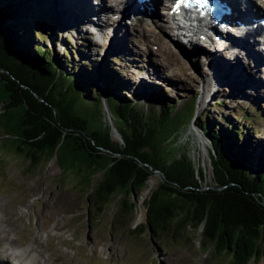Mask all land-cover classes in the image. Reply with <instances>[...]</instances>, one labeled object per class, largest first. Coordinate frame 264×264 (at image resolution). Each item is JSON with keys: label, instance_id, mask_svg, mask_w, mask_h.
Returning <instances> with one entry per match:
<instances>
[{"label": "trees", "instance_id": "obj_1", "mask_svg": "<svg viewBox=\"0 0 264 264\" xmlns=\"http://www.w3.org/2000/svg\"><path fill=\"white\" fill-rule=\"evenodd\" d=\"M23 2L0 0V69L29 88L21 90L29 105L36 102V107L29 106L36 115L21 108L4 119L6 125L12 123L9 129L19 137L18 154L36 166L42 156L56 153L63 177L89 189L88 201L97 214L117 195L121 196V215L132 213L135 204L130 195L145 184L150 172L140 163H147L164 178L144 201V225L132 233L146 228L152 236L160 237L172 227L173 233L179 234L202 226L199 248L203 252L210 249L218 264H256L264 258V211L258 207L264 204V146L257 133L245 130L240 120L230 115L213 117L210 107L200 116L197 97L174 112L173 100L165 97L158 101L157 97L166 95L157 94L160 87L149 81L128 87L122 71L108 60L100 62L85 54L70 59L73 50L77 53L70 39L66 37L62 54L55 49L57 23L52 52L38 41L41 38L35 26L40 22L30 17L36 5ZM49 31L45 29L47 34ZM30 90L47 104L38 103ZM6 91L4 95L14 104L20 100L19 93ZM105 109L119 124L122 145L111 140L109 123L100 122L98 116ZM236 111L237 118L245 122L256 116L255 109L247 106L238 105ZM49 119L72 133L61 140L59 128L48 124ZM193 122L210 143L214 182L219 186L227 181L235 184L222 193L196 190L204 178L200 161L181 153L183 147L177 144L179 133ZM100 170L101 180L91 187V176ZM189 186L193 189H184Z\"/></svg>", "mask_w": 264, "mask_h": 264}, {"label": "rangeland", "instance_id": "obj_2", "mask_svg": "<svg viewBox=\"0 0 264 264\" xmlns=\"http://www.w3.org/2000/svg\"><path fill=\"white\" fill-rule=\"evenodd\" d=\"M23 1L31 7L36 5V12L30 17H36L40 22L39 27L35 26L40 33L41 40L38 41L52 52L55 48L53 37L58 33L57 51L63 53L66 37L76 48L77 53L73 50L70 59L71 56L85 54L100 62L108 60L116 70L122 71L130 88L148 81L156 84L160 87L156 90L157 94H166L162 98L157 97L158 101L165 97L173 100L174 112L197 97L196 110L200 116H204L208 107L213 117L230 115L240 120L245 130L256 132L264 146V65L261 66L260 62L252 64L240 50L231 46L232 42L228 39L226 44H219L217 31L213 30L215 36L210 34V41L206 42L214 50L212 63L208 48L202 51L188 44L191 41L179 42L176 37L173 40L165 21L164 26L161 22L150 23L145 15L134 19L130 14L127 18V13L126 16L122 13L125 9H117L115 11L118 12L112 14L100 7L96 9L97 3L92 4L91 11L79 10L77 15L80 16H77L68 5V9H63L60 4L65 3L63 0ZM110 3L106 1L105 5L113 8ZM80 5L82 8L88 6ZM101 10L108 17L99 15ZM154 14L152 16H158V9ZM137 19L138 22L135 21ZM55 23L60 26L56 33ZM94 27L98 28L97 33ZM45 29L48 32L51 30V33L47 34ZM245 36L249 40L251 35ZM26 45L29 47L31 44L27 42ZM241 46L247 50L244 45ZM249 48L252 52L253 48ZM251 52L252 57L248 55L252 59L257 57L259 61L258 56ZM197 54L203 55L205 61H200ZM211 77L217 80H211ZM203 89L209 94L203 95ZM139 100L142 104L143 96ZM238 105L254 108V119L245 122L241 117L237 118ZM106 110L105 114L102 112L98 116L102 123L108 122ZM112 122L118 127V122ZM1 134L0 131V228L5 226L8 229L7 240L14 237L20 246H38L46 264H218V260L209 254L210 249L203 252L199 248L200 227L187 228L179 234L173 233L172 227L160 237L152 236L146 228L132 233V229L145 223L143 201L153 188L148 183L138 197H131V202L135 204L131 214L121 215L119 196L111 198L104 210L97 214L88 201L89 189L75 186L73 178H64L54 158L45 157L39 165L32 166L25 158L1 144ZM177 140V144L183 147L181 153L195 162L200 161L205 173L202 185H214L210 143L197 130L195 123L184 127ZM186 141L189 143L184 145ZM153 178L156 183L157 176ZM99 179L100 175L96 174L91 187ZM5 210L11 212L8 221H3ZM256 264H264V258Z\"/></svg>", "mask_w": 264, "mask_h": 264}, {"label": "bare ground", "instance_id": "obj_3", "mask_svg": "<svg viewBox=\"0 0 264 264\" xmlns=\"http://www.w3.org/2000/svg\"><path fill=\"white\" fill-rule=\"evenodd\" d=\"M227 4L231 5L232 7V13L229 16H223L221 18L220 22H224V25H220L219 23H213L212 20H204L196 18V19H187L184 16L180 17L178 15V17L176 18V14L174 15H166L167 18H163L164 16V9L163 7H165L164 2H160L159 0H150V5L148 2H141L138 3L136 0H129V5H131V9L135 8L136 11H140L139 14L143 13L142 15H145L147 10H145L147 6H149V13L145 15V18H147V20L150 23H156L158 24V22L164 24V21L166 23H168L169 26L172 25V23L170 24L169 22L173 21L174 25L171 26V29H169V31L171 32L172 35H174L177 40L179 42H188V44H191L192 46H196V48H199L200 50L204 51L205 48L209 49V54H210V62H212V54L214 53L212 50V48L210 46H207L206 42L205 43H201L200 39H201V34H202V30H204L205 28H214V30H216L219 34V44H226L227 39L228 41H231V46L234 47L235 49H238L241 51L242 55L247 58L252 64L257 63L262 64L261 66L264 65V34L260 33L259 35L256 34V30H258V28L261 29V27L259 26V21H258V16L262 15V12L258 9H256L253 5H251L247 0H245L244 4L242 3L243 0H225ZM63 2L65 3H60L63 6V9H68L66 7V5H68L70 7L69 10L73 11L72 13L74 15H77V13H79L80 11H91L93 10L92 4H96L97 6L95 7L96 9H98V7H100V9L102 8V10L104 11L105 9L112 13V14H116L118 11L114 9V7H116L117 5H120L121 3H115V4H110L109 6L113 7V8H109L107 5H105V0H67V2L65 0H63ZM170 1H168V3H170ZM114 3V2H113ZM172 3V2H171ZM80 4H84V5H88V6H84L82 8V6ZM147 5V6H146ZM106 6V8H105ZM259 8L262 9L261 6H259ZM84 9V10H82ZM156 9H158V16H152ZM163 9V10H161ZM80 10V11H79ZM101 10V12H99V15H104V17H108L107 14H105L103 11ZM145 10V11H144ZM135 11V12H136ZM160 13L163 15L160 16ZM135 15V14H134ZM155 15V14H154ZM77 16H80L77 15ZM103 16H100V18ZM103 17V18H104ZM134 19L138 18L137 15L133 16ZM127 18H129V15H127ZM102 19V18H101ZM100 20V19H99ZM135 21H139L138 19ZM167 26V28L169 27ZM102 27V26H101ZM100 28V27H99ZM89 29H92V27H90ZM98 28L94 27V32L97 33ZM100 31V30H99ZM152 32V31H151ZM250 34V39H246L248 38V36H245ZM154 37V36H153ZM253 37V38H251ZM200 42V43H199ZM251 46V49L249 48V46ZM241 45H244V48L246 49H242ZM187 47V46H186ZM220 47V46H219ZM216 46V48H219ZM168 48V47H166ZM167 50V49H166ZM170 50V49H169ZM221 51V52H225ZM220 52V54H221ZM248 52V53H246ZM250 52L252 54H254L255 56H258L259 61H257V57L255 58H251L252 55L250 54ZM170 54V53H169ZM250 54L251 57L248 55ZM230 55V54H229ZM198 59H200V61L203 59L205 61V58H203V55L197 54ZM223 57L225 58L226 56ZM228 58V57H227ZM229 60V59H227ZM230 62V60H229ZM213 63V62H212ZM248 63V62H247ZM257 64V65H258ZM210 66H212V64H210ZM256 66V64L254 65ZM256 67H260V66H256ZM261 68V67H260ZM214 70V68H213ZM217 80L216 77H211V80ZM203 95L205 94H209L207 93L208 90H202ZM204 98V97H203ZM202 102V101H201ZM154 183V179L150 178L149 179V184L152 185ZM10 214L11 212L8 210H5L4 212V220L3 221H8L10 218ZM8 233V229L3 226L0 228V264H46L42 259V250L38 248V246L34 247V244L28 245V246H23V245H19L16 244L17 241L15 240V238L13 237V240H7L6 239V235Z\"/></svg>", "mask_w": 264, "mask_h": 264}, {"label": "water", "instance_id": "obj_4", "mask_svg": "<svg viewBox=\"0 0 264 264\" xmlns=\"http://www.w3.org/2000/svg\"><path fill=\"white\" fill-rule=\"evenodd\" d=\"M178 48V47H177ZM179 49V48H178ZM168 51L169 52H171L170 50H169V47H168ZM180 51V50H179ZM180 53H181V55H182V52L180 51ZM1 84H4L5 86H7L8 88L6 89V90H8L9 91V93H11V94H15V92L16 93H19L20 94V100H18V102H17V100L15 101L16 103L14 104L13 103V101L11 100V98H9V96H5L4 95V93H5V89L4 88H1L0 87V131L2 132V134L1 135H3V139H2V142H1V144H4V147L5 148H7V149H9V150H11V151H13L15 154H17V156H20V157H23V158H25L24 156H22V155H19L18 154V152H17V145H19L18 144V139H19V137H18V135H16V133L15 132H13V131H10V125H12V123H7V125L5 124V118H6V116L9 114V115H11V114H13L14 116L17 114V113H19L20 111H21V108H23V109H25L26 111H28L29 113H35V115H36V112L35 111H32V110H30V108H29V106H35L36 107V102H35V104L34 105H29L28 103H27V101H26V99H25V97L22 95V92H21V90H27V89H29V88H27L25 85H23V83L21 84L18 80H16L12 75H9L8 73H6L5 71H3V70H1L0 69V86H1ZM7 92V91H6ZM30 93H31V95L34 97V98H36V100H37V102L38 103H41L42 105H46L47 103L41 98V97H39L35 92H33V91H31L30 90ZM47 107V106H46ZM197 107V106H196ZM197 109V108H196ZM107 111V116H108V123L110 124V136H111V140L113 141V142H115V143H118V144H120V145H122L123 144V139H122V136H121V134H120V132H119V130H118V127H116L114 124H113V122L112 121H114L113 119H112V117H111V115H110V112H109V110H106ZM54 114H55V112H54ZM3 116V117H2ZM15 118V117H14ZM54 118H55V115H54ZM46 119V118H45ZM28 121V120H27ZM48 120H46V122H47ZM57 122V121H56ZM54 120H51V119H49V121H48V124L50 123L51 124V126H53V125H55V126H57L58 128H59V131H60V134H61V140L63 139V137L65 136V135H68V134H71L72 133V131L69 129V128H66V127H64V126H60L59 124H57ZM43 134V132L42 133H40V134H38V137H40L41 135ZM37 137V138H38ZM113 137L115 138V139H117L116 141H114V139H113ZM61 142V141H60ZM60 144V143H59ZM21 146V145H20ZM98 150H100V151H102V152H104V153H109V150H107V149H104V148H101V147H96ZM112 156H115V157H120L121 156V154H119V153H113V155ZM45 157H48V158H54L57 162H58V160H57V156H56V153H53L51 156H42V158H41V162H42V160L45 158ZM26 159V158H25ZM27 160V159H26ZM58 164H59V162H58ZM140 165L142 166V167H146L147 168V170H149V174H148V176L146 177V179H145V184L143 185V187H142V189L137 193V194H135V193H132L131 195H130V200H131V197L132 196H134V195H136L137 197L140 195V193L142 192V190L144 189V188H146L145 186H146V184L148 183L149 184V179L150 178H153V176H157V182L156 183H153L152 185H150L149 184V186H153V188L151 189V192H149V195L147 196V199L149 198V196L151 195V193H152V191H154V189L159 185L158 183H161L162 181H163V178H164V176H163V174H162V172H160V171H158V170H155V169H152L151 168V166H149L147 163H140ZM59 166H60V164H59ZM60 169H61V167H60ZM96 174H99L100 175V180H101V177H102V174H103V171L102 170H100V171H98V172H96L95 174H93L92 176H91V180H93V177L96 175ZM204 178H205V173H204ZM154 179V178H153ZM98 181V180H97ZM203 182L205 181V179H203L202 180ZM202 181H199V183L201 184V186L200 187H198L196 190H199V191H209V190H212V191H214L215 193H222V191H224V190H226V189H228V188H230V186H234L235 184L234 183H232V182H229V181H227V182H225L224 184H223V186L221 185V186H219V185H217L216 183L214 184V185H211V186H206V185H202ZM96 183V182H95ZM184 189H193V187H185ZM120 197L121 198V196L120 195H117L116 197ZM239 198V197H238ZM146 200V199H145ZM144 200V201H145ZM143 201V202H144ZM244 202V201H243ZM134 203V202H133ZM261 205V207L260 206H258L257 204H255L254 203V207H255V205L256 206H258L259 208H261L263 211H264V204L263 203H260ZM263 207V208H262ZM146 210V209H145ZM201 227L202 226H200V231H201Z\"/></svg>", "mask_w": 264, "mask_h": 264}, {"label": "snow or ice", "instance_id": "obj_5", "mask_svg": "<svg viewBox=\"0 0 264 264\" xmlns=\"http://www.w3.org/2000/svg\"><path fill=\"white\" fill-rule=\"evenodd\" d=\"M196 2H197V3H199V2H200V0H196ZM205 2H206V0H205Z\"/></svg>", "mask_w": 264, "mask_h": 264}]
</instances>
